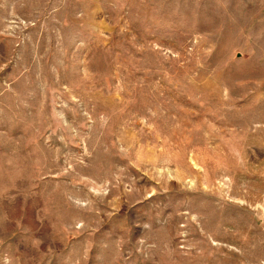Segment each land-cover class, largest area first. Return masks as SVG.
I'll use <instances>...</instances> for the list:
<instances>
[{
    "label": "rangeland",
    "instance_id": "1",
    "mask_svg": "<svg viewBox=\"0 0 264 264\" xmlns=\"http://www.w3.org/2000/svg\"><path fill=\"white\" fill-rule=\"evenodd\" d=\"M0 264H264V0H0Z\"/></svg>",
    "mask_w": 264,
    "mask_h": 264
}]
</instances>
